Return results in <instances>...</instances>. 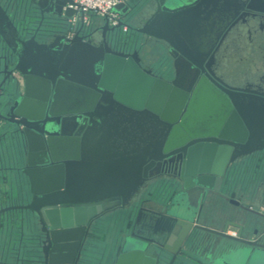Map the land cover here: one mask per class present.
Masks as SVG:
<instances>
[{
    "label": "water",
    "instance_id": "95a60500",
    "mask_svg": "<svg viewBox=\"0 0 264 264\" xmlns=\"http://www.w3.org/2000/svg\"><path fill=\"white\" fill-rule=\"evenodd\" d=\"M71 2L48 0L43 12L68 23L76 13L67 8ZM134 6L114 9L126 21L111 31L125 25L171 43L160 31H177L176 18L194 5L178 0L175 8L158 7L140 27ZM248 7L264 12V0H251ZM104 23L100 29L107 31L108 20ZM38 30L22 35L0 2V41L13 64L10 80L2 82L0 122L21 129L22 173L31 194L30 204L1 209L0 216L18 210L37 216L39 263L79 264L92 223L122 213L134 216L132 231L120 240L111 264H172L208 242L202 232L217 236L209 250H222L209 257L210 264H264V231H254L255 239L249 234V214H262L227 199L240 208L245 223L228 220L218 231L202 225L217 221L203 212L207 195L223 189L233 168L264 153V95L205 78L192 89L190 71L199 63L179 46H170L180 57L169 80L143 67L138 51L114 49L105 33L96 44L91 35L70 38L63 29L42 40ZM179 152L180 191L163 212L141 207L148 179L163 159ZM231 227L237 236L228 234Z\"/></svg>",
    "mask_w": 264,
    "mask_h": 264
},
{
    "label": "flooded vegetation",
    "instance_id": "af4514ba",
    "mask_svg": "<svg viewBox=\"0 0 264 264\" xmlns=\"http://www.w3.org/2000/svg\"><path fill=\"white\" fill-rule=\"evenodd\" d=\"M187 1L194 6L191 8L192 12H188L186 15L183 14L176 18L175 24H177V28H175L177 31H171L169 34H165L162 30L160 31V34L169 37L171 43L167 42L166 39L148 38L146 35L139 34L135 32V30L128 28V32L133 34L132 37L136 35V38L133 40V45L130 47L132 41L124 38L125 34H120L119 29H115L112 32L111 28L113 27L109 25L107 31L101 30L100 28L104 27L105 23L99 20L86 29L82 30L78 27L75 31L71 29L68 23L59 20L61 21V28L63 29V31L62 29L60 31L66 34V36L73 31V37L79 33L80 36L91 35L93 42L96 44L102 43L104 35L106 34L107 40L110 41L113 38L112 42L114 43L111 44L114 49L118 47V50L128 53L138 51L142 59L143 67L152 68L156 73L160 75L162 73L164 76L166 75L165 78L169 80H173L175 77L174 62L180 57L179 52L170 47L171 44L184 48L186 52L189 49L188 55L191 60L199 63L198 66L192 65L190 71L188 84L191 85L192 89L199 80L205 78L215 86L220 85L242 92L247 91L249 93L264 95V12L250 9L248 5L251 0H200L198 3H196L197 0ZM0 2L6 10L7 8L4 4L12 3L10 0H0ZM40 2H44V5L39 8L40 22L38 26L33 29L31 35L39 29L38 38L43 40L44 37H40V34H44L46 30L52 29L58 19L57 21L52 20L53 22L49 21L48 18L53 15L43 12L48 7V0H41ZM131 5H135L134 11L138 10L137 12L141 14L137 17V21L139 20L138 22L141 23V25L138 24V22L136 23V26L140 27L142 26V22L155 12V9L158 7L175 8L178 5V0H141L140 7L137 6V3H128L129 7ZM123 21H126L125 18ZM58 24H60V22H58ZM133 28H135V26ZM28 36H30V34L27 35V37ZM1 44H3L2 41H0V93L3 88L2 82L6 80V78V82L10 80L9 70L11 65L7 58L8 51L1 52ZM14 77L18 80L15 73ZM4 123L6 125L8 124V129L11 130L13 135L19 140L18 146L23 154L24 162L21 167L17 168V171L23 175L22 170L26 165V148L23 142L24 139H22L23 137L20 134L21 129L16 124ZM183 161L184 157L182 152L172 154L161 161L159 167L156 168L155 175L150 177L147 181L146 189H144L142 200L140 201L141 207L149 206V194L151 190H156L157 192L163 189L171 192V196L168 198L169 202L167 203L168 206L170 205L173 198L180 191ZM237 168L238 167H235L231 171H237ZM231 171L228 174L223 189L217 193H209L202 206L204 213L209 215V217L217 218L215 223H202L203 226L211 230L218 231L222 229V204L232 205L227 199L238 200L234 193H228L225 189L230 176H232ZM233 178L234 176L230 179ZM30 202L31 194L29 186L28 199L25 203L16 207L26 206L30 204ZM249 209L254 211L258 210L252 206H250ZM12 212L26 215L29 219H36L38 230L35 235H42L40 230L41 226H39L36 215L21 210L11 211L9 213ZM261 214L264 218V212ZM230 216H235V214ZM100 223L99 221H94L90 227L89 240L85 244L88 250L89 246L95 243V239L99 233L97 227ZM263 226L264 224L262 226H256L253 231H259V228ZM202 235L208 242H201L200 246L197 245L193 247L190 252L182 253L172 264H179L181 262L186 264H210L209 257L211 255L221 256L222 250L216 249V246H214L212 250L208 249L209 244L212 243L214 239H217V236L207 232H202ZM87 253H83L79 264H87L85 259L86 255L84 256V254ZM110 263H112V259H109L106 264Z\"/></svg>",
    "mask_w": 264,
    "mask_h": 264
},
{
    "label": "rangeland",
    "instance_id": "374dc122",
    "mask_svg": "<svg viewBox=\"0 0 264 264\" xmlns=\"http://www.w3.org/2000/svg\"><path fill=\"white\" fill-rule=\"evenodd\" d=\"M40 1L41 0H10V2H12L10 4L3 2L8 12L13 15V20L18 30L24 36L31 35L33 29H35L40 22L39 8L44 5V2L41 3ZM132 3H137L138 7L141 6V0H129V4ZM48 20L57 21L53 16H50ZM58 22H60V24H58ZM61 29V21L58 20L52 29L44 30V34H40V37H46L47 33L60 32ZM130 33L131 32H120L122 35L125 34L124 38L132 41L130 46L132 47L136 35L132 37L133 34ZM5 51L7 52L8 48L3 43L1 44V52L3 53ZM11 68H13V64L10 65V69ZM16 76L21 84L20 92H23L22 79L18 74H16ZM18 144L19 140L17 137L13 135L12 131L8 129L5 123L0 122V210L12 206H19L28 199L29 182L17 171V168L21 167L24 162L23 154ZM261 157H264V153L255 155L251 158L259 160ZM251 158L246 161L252 160ZM244 162L242 163L243 165ZM240 166L241 165L238 166L237 170H239ZM231 172V175L235 176V174L233 175L235 170ZM232 176H230V178ZM169 196H171L170 191H165L163 189L162 191L158 190L156 192V190H151L149 194V206L147 207H152L157 210L158 208H155V206H157L159 207L158 211H164L168 206ZM133 221L134 216L123 215L112 219L110 223L103 221L98 224L97 231L100 232L98 233V240L100 242L96 241L94 245L89 246L88 253L85 257L86 263L106 264L109 259L113 260L119 251L118 246L120 240L130 234ZM37 225L36 219L34 218L29 219L26 215H22L21 213L6 212L0 216V237L5 241L11 238V246H16L18 245L17 238H19L22 233L24 238L20 241H23L24 247L29 251L32 244L37 243V240L32 239L37 233ZM31 258L32 256H27V259Z\"/></svg>",
    "mask_w": 264,
    "mask_h": 264
},
{
    "label": "crops",
    "instance_id": "0c3cea01",
    "mask_svg": "<svg viewBox=\"0 0 264 264\" xmlns=\"http://www.w3.org/2000/svg\"><path fill=\"white\" fill-rule=\"evenodd\" d=\"M250 161H245L244 165L241 164L239 170L235 171L233 179H230L227 186L226 192L235 194V197L238 199L243 206L249 208L250 206L258 209V213H262L264 209V157H261L259 160H254L251 158ZM151 206V205H150ZM155 208H158L155 206ZM157 209V210H158ZM232 211H236L235 216H230L229 214ZM256 211V210H255ZM240 212V208L232 206L230 204H222V225H224L228 220L233 222L243 224L245 223L244 214ZM249 214L250 219H252L253 226L249 229V234L251 239L257 238L253 234V229L256 226H262L264 224V218L259 216H253ZM123 216L122 213H116L107 223H110L112 219ZM264 226L259 228V231H263ZM230 232H238L237 228H229ZM100 233V232H99ZM22 238L24 235L21 233L18 239V245L11 246V238L8 241L2 240L0 237V264H40L37 254L39 250L35 247L37 243L32 244L29 251L24 247ZM16 239V240H17ZM34 239V238H32ZM99 237L95 239V242H100ZM35 240V239H34ZM32 256L31 259H27V256ZM186 264V263H179Z\"/></svg>",
    "mask_w": 264,
    "mask_h": 264
},
{
    "label": "built area",
    "instance_id": "2783aa9c",
    "mask_svg": "<svg viewBox=\"0 0 264 264\" xmlns=\"http://www.w3.org/2000/svg\"><path fill=\"white\" fill-rule=\"evenodd\" d=\"M72 2L67 4V8L74 10L76 13L68 20L73 31L76 28L86 29L93 25L98 20H108L110 27H117L123 22V15L120 12H114L120 5H128L129 0H71ZM120 32H128L127 26L119 28ZM71 31L67 37H73L74 32ZM260 212H264L260 211ZM231 235L236 236L237 232H230Z\"/></svg>",
    "mask_w": 264,
    "mask_h": 264
},
{
    "label": "bare ground",
    "instance_id": "6f19581e",
    "mask_svg": "<svg viewBox=\"0 0 264 264\" xmlns=\"http://www.w3.org/2000/svg\"><path fill=\"white\" fill-rule=\"evenodd\" d=\"M231 235V234H230ZM231 236H233V235H231ZM237 236V235H236ZM235 237V236H234Z\"/></svg>",
    "mask_w": 264,
    "mask_h": 264
}]
</instances>
